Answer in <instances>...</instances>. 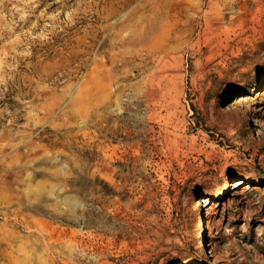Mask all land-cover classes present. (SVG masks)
Segmentation results:
<instances>
[{
	"label": "rangeland",
	"instance_id": "1",
	"mask_svg": "<svg viewBox=\"0 0 264 264\" xmlns=\"http://www.w3.org/2000/svg\"><path fill=\"white\" fill-rule=\"evenodd\" d=\"M0 264H264V0H0Z\"/></svg>",
	"mask_w": 264,
	"mask_h": 264
},
{
	"label": "bare ground",
	"instance_id": "2",
	"mask_svg": "<svg viewBox=\"0 0 264 264\" xmlns=\"http://www.w3.org/2000/svg\"><path fill=\"white\" fill-rule=\"evenodd\" d=\"M143 50V49H142ZM141 50V51H142ZM143 53V52H142ZM140 55V54H139ZM80 124H82V122H80ZM232 183H234V184H236V185H240V184H243L244 183V181H241L240 180V178H237L234 182H232ZM204 199V198H203ZM206 199V198H205ZM207 202V200L205 201V203ZM211 203V200L209 201V202H207V204H210Z\"/></svg>",
	"mask_w": 264,
	"mask_h": 264
}]
</instances>
